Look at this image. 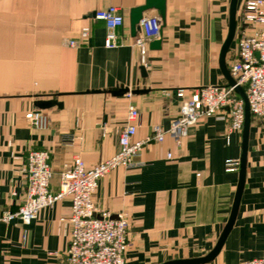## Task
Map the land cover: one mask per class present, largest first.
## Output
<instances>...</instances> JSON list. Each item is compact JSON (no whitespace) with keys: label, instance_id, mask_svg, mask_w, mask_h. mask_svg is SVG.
<instances>
[{"label":"crops","instance_id":"crops-1","mask_svg":"<svg viewBox=\"0 0 264 264\" xmlns=\"http://www.w3.org/2000/svg\"><path fill=\"white\" fill-rule=\"evenodd\" d=\"M145 0H0V214L22 202L24 167L32 149L47 150L50 190L80 157L90 167L117 150L129 105L138 110L135 138L167 129L180 98L192 88L228 84L220 53L228 35L231 0H165L158 48L148 44L143 68L130 34L129 11ZM240 0H237V8ZM118 6L120 43L106 47V26L93 13ZM237 24V22H236ZM82 32H87L83 35ZM235 36L224 57L229 70ZM75 38L77 46L64 40ZM158 39V38H157ZM155 40V39H154ZM143 68V70H142ZM141 90L114 95L120 88ZM61 106L38 108L37 100ZM41 109L45 128L25 114ZM228 119L203 116L180 145L169 136L150 142L131 168L118 167L98 181L94 202L112 217L127 212L131 244L125 264H161L206 255L230 216L238 181L225 160L240 159L242 130L226 138ZM264 127L251 116L243 186L234 221L220 250L202 264H261L264 258ZM170 157H167V153ZM70 199L41 209L28 224L0 221V264H67Z\"/></svg>","mask_w":264,"mask_h":264},{"label":"built area","instance_id":"built-area-1","mask_svg":"<svg viewBox=\"0 0 264 264\" xmlns=\"http://www.w3.org/2000/svg\"><path fill=\"white\" fill-rule=\"evenodd\" d=\"M95 19L102 20L106 26L104 45L115 47L120 41L116 29L124 18L118 6L110 5L94 11ZM235 46L229 73L235 85L243 88L251 116L257 118L264 127V0H240L237 8ZM140 30L133 37V45L143 67L148 65V44L160 37L162 22L158 15L142 16ZM86 35L87 32H82ZM65 44L74 47L79 40L69 38ZM235 85L212 84L192 88L185 96L184 89L178 88L179 111L167 129L159 125L152 127L151 134L136 139L138 110L129 105L126 123L117 138V150L109 157L93 166H86L80 157L60 173L59 188L50 190L52 169L47 150L32 149L27 154L24 167L26 188L21 204L14 212L4 211L0 221L8 222L14 218L28 224L38 212L52 206L63 198L70 199V225L68 244L64 252L67 264H125V255L131 244L130 218L127 212H119L112 217L108 210H100L94 202L98 181L111 170L136 165V158L150 142H162L169 136L174 144L180 145L189 126L203 116L217 115L228 119V135L241 131L244 122V102L234 90ZM130 94V92L126 93ZM26 121L36 127L45 128L48 116L41 109H32L25 114ZM264 141V133L262 135ZM167 153V157H170ZM239 160H225L226 172L237 171ZM253 263L264 264V258Z\"/></svg>","mask_w":264,"mask_h":264},{"label":"water","instance_id":"water-1","mask_svg":"<svg viewBox=\"0 0 264 264\" xmlns=\"http://www.w3.org/2000/svg\"><path fill=\"white\" fill-rule=\"evenodd\" d=\"M236 6H237V0H231L230 3V20H229V30H228V35L226 37V40L224 41V44L221 49L220 53V64H221V69L224 73V76L227 79V82L229 85H235L234 79L231 77L229 70L225 66L224 62V57L227 52V49L229 47V44L234 36L235 32V27H236ZM149 9H156L158 14L160 15L161 18H164V13H165V0H145L144 4L133 7L129 11V26H130V34L131 36H135L136 32L140 30L139 27V21L143 16V13ZM161 43V38L159 37L158 39L152 40L149 43V46L151 48H158ZM144 68V67H143ZM142 68V70H143ZM234 90L239 94V96L242 98L244 102V122H243V127H242V146H241V155L239 159V181H238V186L232 206V210L230 213V216L228 218V221L226 225L224 226V229L219 236L215 246L204 256L200 257H195V258H176L172 260L165 261L161 264H202L210 259H212L217 252L220 250L222 243L230 230V227L234 221L236 211H237V206H238V201L240 197V192L243 186V181H244V173H245V164H246V151H247V140H248V131H249V124H250V119H251V113L249 110V105L247 102V97L246 94L243 90V88L239 85H235ZM141 90H130L129 88H120L118 90H113L111 91L112 94L114 95H123L128 92L132 93H137ZM35 105L38 108H48L50 106H61L62 104L58 102L55 99H47V100H37L35 102Z\"/></svg>","mask_w":264,"mask_h":264}]
</instances>
